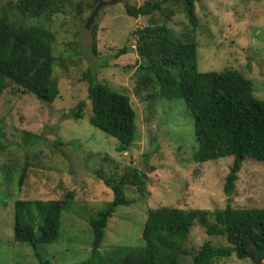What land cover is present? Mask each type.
Instances as JSON below:
<instances>
[{
	"label": "rangeland",
	"instance_id": "rangeland-1",
	"mask_svg": "<svg viewBox=\"0 0 264 264\" xmlns=\"http://www.w3.org/2000/svg\"><path fill=\"white\" fill-rule=\"evenodd\" d=\"M5 1L0 0V9ZM124 1L140 5L143 0H123L102 7L88 28L85 24L90 12L77 25L64 17L48 22L43 18L26 21L49 29L58 50L67 52L78 44L81 53L72 61L56 62L61 72L54 75L59 96L53 103L41 102L31 94L6 92L0 95V264H40L28 244L13 238L14 202L60 199L68 190H74L75 202L62 213L58 239L51 244H38L36 252L44 264L87 261L91 256V230L87 220L112 199V192L92 175V171L100 167L105 172L115 168L122 172L131 164L148 177V196L143 202L146 205L136 201L135 205L116 209L104 230L98 249L100 256L113 247L140 246L143 215L149 208L171 206L213 211L226 205L222 187L232 158L193 163L188 154L191 150L195 153L198 145L193 135V120L184 102L180 99L157 102L145 91L137 93L135 71L139 58L132 32L149 24V18L128 17ZM195 12L199 27L191 36L197 47L198 71L231 69L226 68L230 62L243 68L249 64L251 71H239L252 81L255 97L254 81L264 93V0H198ZM154 16L159 18L157 14ZM168 24L176 38L191 34L181 13ZM94 26L93 50L91 30ZM124 45L131 52L116 56ZM248 57L252 61L248 62ZM87 73L130 98L136 114V140L123 153L116 152L119 144L116 139L89 122L90 101L87 82L83 80ZM260 100L264 101V95ZM80 101L85 103L84 117L68 118L66 114ZM25 133L39 135L41 140L29 142ZM176 142L183 146L187 155L184 159ZM107 156L111 162L104 161ZM245 161L249 162L243 163L238 174L231 206L264 208V164ZM25 162L27 174L19 189L18 169ZM128 194L135 201L131 188ZM189 240L191 245H197L207 237L201 228L195 227L189 233ZM211 241L225 244L220 238ZM223 264L250 263L232 257Z\"/></svg>",
	"mask_w": 264,
	"mask_h": 264
},
{
	"label": "trees",
	"instance_id": "trees-1",
	"mask_svg": "<svg viewBox=\"0 0 264 264\" xmlns=\"http://www.w3.org/2000/svg\"><path fill=\"white\" fill-rule=\"evenodd\" d=\"M99 1L6 0L0 9V95L6 92L31 94L41 102L53 103L59 96L54 75L61 72L56 62L72 61L75 55H80L81 47L77 44L67 52L58 50L49 29L26 21L43 18L48 22L64 17L77 25ZM197 1L143 0L140 5L124 1L123 7L130 18H149V24L132 32L134 50L139 58L135 71L137 93L145 91L157 102L163 99L184 102L193 120V135L198 145L195 153L191 150L188 154L193 163L232 158L222 187L226 205L213 211L171 206L149 208L143 215L145 222L140 246L113 247L100 256L98 249L108 221L117 208L146 201L148 177L131 164L122 172H117L116 168L107 172L102 167L95 169L92 175L112 192V199L89 216L91 256L79 264H223L232 257L250 264H264V208L231 206L238 174L243 163L249 162L245 160L264 164V101L260 100L264 93L254 81L255 97L252 81L240 72L251 71L249 64L243 68L230 62L226 68L231 69L198 71L197 47L191 36L199 27L195 12ZM70 13L73 15L69 16ZM177 13L184 16L191 30L188 36L183 33L186 36L181 39L176 38L168 24ZM156 14L159 18L154 16ZM91 33L94 50L95 26ZM128 52L131 51L124 45L116 56ZM258 58L263 57L258 55ZM83 80L87 82L90 124L118 141L116 152L127 151L136 140L137 130L136 114L129 96L90 73L85 74ZM84 104V101L78 102L67 117L82 119ZM25 138L29 142L41 140L39 135L30 133H25ZM176 143L180 157L184 159L187 155L183 146ZM104 159L111 162L108 156ZM27 167L25 162L18 169L19 189L26 178ZM129 188L135 201L129 198ZM74 200V190H68L60 199L14 202L13 238L28 244L40 264L44 263L36 246L58 239L62 213L72 207ZM195 227L201 228L207 240L191 245L189 233ZM213 238H220L225 244L217 245L211 241Z\"/></svg>",
	"mask_w": 264,
	"mask_h": 264
},
{
	"label": "water",
	"instance_id": "water-1",
	"mask_svg": "<svg viewBox=\"0 0 264 264\" xmlns=\"http://www.w3.org/2000/svg\"><path fill=\"white\" fill-rule=\"evenodd\" d=\"M122 1L123 0H100L96 4V6L93 8V10L90 12L89 17H88V19L86 21V24H85V28H88V26L92 24V22L94 21L96 15L98 14L99 10L102 7L110 6V5H113L115 3L122 2Z\"/></svg>",
	"mask_w": 264,
	"mask_h": 264
}]
</instances>
